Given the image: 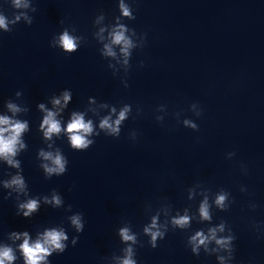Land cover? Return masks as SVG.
Masks as SVG:
<instances>
[{"label": "water", "instance_id": "obj_1", "mask_svg": "<svg viewBox=\"0 0 264 264\" xmlns=\"http://www.w3.org/2000/svg\"><path fill=\"white\" fill-rule=\"evenodd\" d=\"M117 0H35L33 24L22 21L0 33V107L22 92L30 108L28 150L19 157L32 194L59 191L73 212L84 214L85 229L75 247L53 255L52 264H107L123 245L116 229L125 221L142 232L152 212L165 203L174 209L195 202L187 189L200 184L212 192L223 188L235 200L226 212L216 211L214 222L227 221L237 239L233 264H264V235L254 223L264 222V0H136V20L126 21L146 33L135 50L127 76H113L92 37V21L103 11L118 14ZM11 0H0V13L12 16ZM73 26L86 37L78 52L67 55L49 47L54 33ZM140 61L144 66L140 67ZM64 88L73 92L69 108L83 109L87 98L111 104L129 103L142 109L129 118L119 139L101 134L84 152L58 140L69 160L68 171L46 180L36 152L44 147L36 131L41 114L36 104ZM197 102L201 117L189 111ZM167 104L163 123L155 109ZM196 121L198 131L177 123L175 113ZM136 130L135 142L129 133ZM236 155L226 158L228 152ZM241 164L247 168L242 174ZM4 169L0 167V177ZM245 186L246 192L240 187ZM71 188V191H69ZM250 203L257 207L249 208ZM63 209L42 207L31 220L15 215L12 199L0 194V239L12 230L35 232L64 222ZM204 225L193 223V229ZM76 235L69 230V236ZM137 246L139 264H216L214 256H193L186 248L187 233L169 231L156 249L147 237Z\"/></svg>", "mask_w": 264, "mask_h": 264}, {"label": "clouds", "instance_id": "obj_2", "mask_svg": "<svg viewBox=\"0 0 264 264\" xmlns=\"http://www.w3.org/2000/svg\"><path fill=\"white\" fill-rule=\"evenodd\" d=\"M136 0H117L118 14L107 19L106 14L100 11L92 21V37L96 41L99 55L105 59L107 67L113 76L120 77L121 83L128 88L127 76L132 67L135 50L142 49L147 41L146 33H137L126 21L136 20ZM13 15L0 13V33L11 32L15 25L21 21L28 26L33 24V15L37 11L35 0H11ZM54 33L49 41V47L59 49L67 55L79 51L87 43L84 35L78 34L73 26H63ZM144 62L140 61V67ZM22 92L16 91L14 98H7L0 107V167L4 169L0 177V194L4 200L12 199L15 204V215L24 220H31L42 207L63 209L67 214L63 221L50 224L34 233L27 229L12 230L0 239V264H52L53 255H61L71 247H75L79 234L85 229V219L82 212H73L72 205L65 204L62 194L52 189L48 194H32L24 175L21 154L28 150L26 135L31 132L29 119L25 118L30 108L21 100ZM73 101V92L64 88L53 93L46 101L36 104L41 114L36 131L40 134L44 147L36 152L38 167L46 180L60 177L68 171L69 160L63 149L57 146L58 140L66 142L68 147L77 152L87 151L97 137L103 134L106 137L119 139L122 128L129 118L135 119L142 112L136 108L133 116V106L129 103L111 104L99 101L95 96L87 98V105L81 110L69 108ZM167 104H160L155 109V120L163 123L167 116ZM189 111L199 118L203 109L197 102L189 105ZM181 112L175 113L177 123L183 127L198 131L199 126L191 118L181 120ZM137 131L129 133L133 142L137 139ZM236 153L228 152L226 158L231 160ZM242 174H247V168L241 164ZM71 191V188H69ZM246 192L245 186L240 187ZM187 200L195 202L182 209H174L171 204L165 203L154 212L151 206H146L148 222L142 227V232L133 230L130 222H123L116 229V235L123 245L119 254H112L107 264H139L137 259V246L144 247L140 236L147 237L146 243L156 249L159 242L166 238L168 232L180 230L187 233L186 248L193 256L199 257L201 252L206 256H214L216 264H233L235 259V241L237 239L232 228L224 219L214 222L216 211L226 212L235 203L231 193L223 188L212 192L200 184L187 189ZM257 205L250 203L249 208L255 209ZM204 225L193 229V223ZM252 227L264 235V222L254 223ZM69 230L76 235L69 236Z\"/></svg>", "mask_w": 264, "mask_h": 264}]
</instances>
